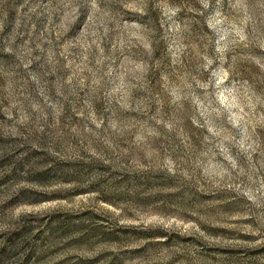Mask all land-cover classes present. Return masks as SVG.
Wrapping results in <instances>:
<instances>
[{"label":"rangeland","instance_id":"1","mask_svg":"<svg viewBox=\"0 0 264 264\" xmlns=\"http://www.w3.org/2000/svg\"><path fill=\"white\" fill-rule=\"evenodd\" d=\"M0 264H264V0H0Z\"/></svg>","mask_w":264,"mask_h":264}]
</instances>
